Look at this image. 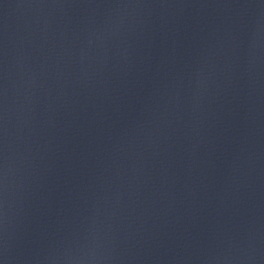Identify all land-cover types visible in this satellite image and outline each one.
Returning <instances> with one entry per match:
<instances>
[{
	"label": "water",
	"instance_id": "1",
	"mask_svg": "<svg viewBox=\"0 0 264 264\" xmlns=\"http://www.w3.org/2000/svg\"><path fill=\"white\" fill-rule=\"evenodd\" d=\"M0 264H264V0H123L34 75Z\"/></svg>",
	"mask_w": 264,
	"mask_h": 264
}]
</instances>
